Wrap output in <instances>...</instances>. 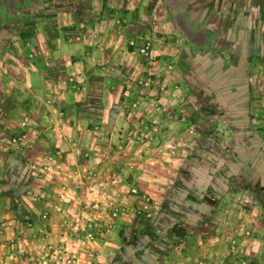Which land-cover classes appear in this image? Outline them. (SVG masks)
<instances>
[{
    "label": "crops",
    "instance_id": "0c3cea01",
    "mask_svg": "<svg viewBox=\"0 0 264 264\" xmlns=\"http://www.w3.org/2000/svg\"><path fill=\"white\" fill-rule=\"evenodd\" d=\"M40 2L49 9L27 13L14 32L16 41L0 45V147L14 130L27 131L22 144L29 146L16 155L0 152L6 174L16 167L17 178L11 189L0 177V264H56L45 247L59 238L67 245L65 259L72 257L73 238L67 229L63 236L51 233L61 221L51 215L45 220L46 209L74 207L103 220L111 204L146 174L149 153L142 156L140 147L197 141L199 126L186 100L195 92L182 86L201 76L191 72L194 55L188 56L192 47L182 26L198 29L199 0ZM143 39L152 43L147 56L130 44ZM207 77L216 80L213 67ZM12 192L24 213L18 221L22 230L14 236L6 232ZM116 229L87 237L82 264H115L110 259L124 248ZM14 240L18 248L9 251Z\"/></svg>",
    "mask_w": 264,
    "mask_h": 264
},
{
    "label": "rangeland",
    "instance_id": "374dc122",
    "mask_svg": "<svg viewBox=\"0 0 264 264\" xmlns=\"http://www.w3.org/2000/svg\"><path fill=\"white\" fill-rule=\"evenodd\" d=\"M199 4L202 7L194 15L198 29L182 26L183 37L192 47L188 56L194 55V70H189L194 74L199 70L201 76L200 81L182 86L195 92V98L186 100L199 126L197 141L186 146L140 147L142 156L149 153V167L117 199L121 213L116 219L109 210L100 220L91 211L74 207L46 209L45 220L51 215L62 224L65 219L69 222L67 228L61 223L59 228L52 226L51 233L63 236L67 229L74 240L68 259L63 240L47 243L45 249L56 264L84 263L80 248L88 240L90 223L101 224V230L110 223L109 230L117 225L124 248L110 259L115 264H264V0H199ZM33 9L48 10V3L0 0V45L16 41L14 32ZM211 67L217 77L209 82ZM2 89L0 79V106ZM20 134L14 130L0 152L16 155L28 148L13 142ZM26 155L31 161V152ZM1 157L0 177L4 175L5 183L16 189V167L9 169L8 177ZM15 196L9 195L12 219L6 230L13 236L22 230L18 221L24 218ZM71 202L76 204L74 199ZM8 245L9 251L18 248L16 240Z\"/></svg>",
    "mask_w": 264,
    "mask_h": 264
},
{
    "label": "built area",
    "instance_id": "2783aa9c",
    "mask_svg": "<svg viewBox=\"0 0 264 264\" xmlns=\"http://www.w3.org/2000/svg\"><path fill=\"white\" fill-rule=\"evenodd\" d=\"M130 44H131V46H133L134 50L139 55H143V56H147L150 53V50H151V47H152V43H151V41L149 39H143L142 43L140 45L137 44L135 41H131ZM25 138H26V134L22 133L19 136L13 138V142L21 143V142H23V139H25ZM132 192L135 193L136 192L135 189H132ZM120 213H121L120 205L111 204V208H110V211H109L110 216L116 219L118 216H120ZM88 226H89V229H90L88 231V237L93 239V238H95V236L97 234H102L103 231L109 230V228H111L112 224L110 223L107 226V228H105V230L98 229L99 227H101V224H97V223H90ZM96 228H97V230L95 232L94 229H96ZM91 229H93L94 232Z\"/></svg>",
    "mask_w": 264,
    "mask_h": 264
}]
</instances>
